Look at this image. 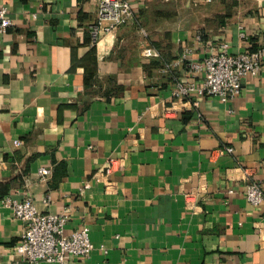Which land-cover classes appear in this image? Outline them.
I'll return each mask as SVG.
<instances>
[{
    "label": "crops",
    "instance_id": "0c3cea01",
    "mask_svg": "<svg viewBox=\"0 0 264 264\" xmlns=\"http://www.w3.org/2000/svg\"><path fill=\"white\" fill-rule=\"evenodd\" d=\"M129 1L135 18L94 46L100 0H0V264H21L9 196L90 228L91 255L65 264H264V203L246 197L248 179L264 188V63L233 101L177 94L224 43L264 49V0Z\"/></svg>",
    "mask_w": 264,
    "mask_h": 264
},
{
    "label": "built area",
    "instance_id": "2783aa9c",
    "mask_svg": "<svg viewBox=\"0 0 264 264\" xmlns=\"http://www.w3.org/2000/svg\"><path fill=\"white\" fill-rule=\"evenodd\" d=\"M135 18V10L129 0H100L97 20L91 25V35L94 46H97L106 36L112 35L117 29ZM14 25L6 7H0V37ZM241 37L248 39L246 31L241 27ZM201 39V36H198ZM1 42V39H0ZM186 55L169 65L175 67L187 60ZM147 58L160 57V52L153 48L144 49ZM264 63V49L256 51H243L232 54L229 44L224 43L220 51H214L206 56L202 62H190L192 71L202 78V82L192 85L179 84L177 94L190 96L214 95L223 102L233 101L242 92L243 80L248 75H258ZM17 146L22 141L15 142ZM226 152L233 153L232 147ZM121 168V161L112 157L103 175L107 181L106 190L114 189L112 176ZM42 179L48 178L50 169H41ZM229 193H234L231 189ZM246 197L254 206L264 203V188L261 183L248 179ZM13 212L15 219L25 224L21 240L16 246V253L21 264H65L67 256L88 258L95 246L90 237V228L84 227L67 233L66 227L70 221L68 213H44L38 209L34 200L28 197L24 200L6 197L4 199Z\"/></svg>",
    "mask_w": 264,
    "mask_h": 264
},
{
    "label": "trees",
    "instance_id": "16d2710c",
    "mask_svg": "<svg viewBox=\"0 0 264 264\" xmlns=\"http://www.w3.org/2000/svg\"><path fill=\"white\" fill-rule=\"evenodd\" d=\"M91 27V26H90ZM90 35H91V30H90ZM91 38H92V35H91ZM92 42H93V39H92ZM256 51V50H255Z\"/></svg>",
    "mask_w": 264,
    "mask_h": 264
}]
</instances>
